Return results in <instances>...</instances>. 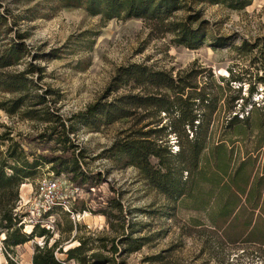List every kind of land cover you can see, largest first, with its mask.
<instances>
[{"label":"rangeland","instance_id":"1","mask_svg":"<svg viewBox=\"0 0 264 264\" xmlns=\"http://www.w3.org/2000/svg\"><path fill=\"white\" fill-rule=\"evenodd\" d=\"M199 10L207 39L199 49L189 50L173 43L170 35L156 37L151 34L149 23L140 19L104 22L99 16L89 15L82 7H64L60 0H0V12L12 28L5 42L10 41L14 33L20 34L25 38L23 44L28 52L21 63L8 71H22L27 64H32L37 70L33 75V79H37L35 92L55 91L56 95L47 96V100L56 102L50 103L49 107L65 120L105 95L119 67L144 64L154 70L171 72L173 76L189 69L204 71L197 78L198 83L206 81L212 74L214 81L210 87L220 99L208 130L215 142L223 134L227 102L238 94L242 99L230 104L235 105L234 111L240 109L239 105H245L239 118L245 117L251 106L259 108L258 112L264 108V84L259 81L260 78L264 80V54L260 51L264 40V0H251V4L242 10H231L225 5L192 4L191 11L177 13L175 20H182ZM197 26L198 23L193 25ZM243 42L248 46H243ZM230 71L240 81L231 83L228 90L226 80ZM238 88L240 92H236ZM7 98L8 95L0 94V100ZM159 118L161 124L158 127L172 120L163 113ZM134 123V119L121 120L102 127L99 132H88L76 125L70 135L83 151L84 168L100 172L118 197L122 214L118 215L114 231L102 214L81 213V203L74 207L77 213H68L65 209L70 205L66 180L63 176H53L47 168H42L33 181L19 189L17 213L26 217L24 231L29 232L37 220L38 224L50 229L52 239L49 244L59 240L63 252L76 247L81 238L90 250L85 256L101 250L98 249L101 246L99 239H108L103 243L105 246L114 240L118 250L115 256L99 251L111 258L106 264H264V245L242 242L246 235L231 240L230 231L213 227L214 223L222 226L223 219L219 215L222 204L209 199L205 185H199L197 189V182L193 183L192 195L173 203L150 187L136 168L122 167L103 157V152L120 133L140 127H134ZM3 126L12 129L16 140L34 137L45 127L39 122L25 120L19 114L8 116L0 110V132L4 130ZM261 133L264 134V129L254 130L251 141ZM169 140L171 152L176 153V137L171 135ZM235 146L239 152L244 149L243 144L236 143ZM246 146L251 148L252 144ZM262 146L260 165L264 163V144ZM102 192H109L107 184L103 185ZM44 194H57L55 201L58 203L50 214L37 216L35 213ZM258 213L255 210L252 216L255 218ZM250 214V210L242 212L239 224H244ZM128 224L133 238H146V245L132 254H126L124 245L118 242L122 234L120 227L124 226L126 233ZM1 240L0 237V255ZM42 243V239L34 238L14 248L9 257L17 264H31L34 245ZM56 257L63 264H77L65 261L64 254L56 252ZM1 264H7L5 257Z\"/></svg>","mask_w":264,"mask_h":264},{"label":"trees","instance_id":"2","mask_svg":"<svg viewBox=\"0 0 264 264\" xmlns=\"http://www.w3.org/2000/svg\"><path fill=\"white\" fill-rule=\"evenodd\" d=\"M60 2L64 7H82L89 15L99 16L104 22L113 19L146 21L151 34L156 37L170 35L173 43L189 50L199 49L207 39L202 27V12L199 10L182 20H175L177 13L191 11L192 4L200 3L225 5L231 10H242L251 4V0ZM196 23L198 26L195 28L193 25ZM11 31L7 17L0 12V94L9 96L0 100V110L8 116L19 114L21 118L39 122L45 127L34 137L17 135L18 140L7 126H3L4 130L0 132V237L4 235L1 254L7 264H17L9 254L34 238L42 239L43 243L34 245L31 264H63L56 257V252L64 254L65 261H75L77 264H106L111 258L99 251L111 256L118 253L114 240L109 246L103 244L108 241L107 238L99 239L101 246L98 249L101 250L88 256L85 254L90 250L81 238H78L76 247L63 252L59 240L49 244L52 239L50 229L36 222L29 232L24 231L25 224L21 222L25 216L17 213V204L20 187L33 181L42 168H47L53 176H63L71 185V192L67 196L70 201L68 213H77L74 207L81 203V213L102 214L108 227L114 231L118 215L122 214L118 197L100 172L84 168L83 151L70 135L74 133L76 125L88 132H99L102 127L126 119H134L133 126L140 127L120 133L103 152L104 158L122 167L136 168L150 187L173 203L190 197L193 183L197 182V189L199 185H205L209 199L222 204L219 211L222 226L214 223L213 227L230 231L231 240L236 241L246 235L242 242L264 245V163H259L264 134L251 141L254 130L264 129V108L258 112L259 108L251 106L246 116L239 118L238 114L244 112L245 105H239L240 109L234 111L235 105L230 104L242 99L238 94L227 102L223 134L214 142L208 130L220 99L210 87L214 81L212 74L206 81L198 83L197 78L204 71L189 69L173 76L171 72L134 63L119 67L105 95L65 120L49 107L50 103L56 102H50L47 96L56 95L55 91L35 92L37 79L34 80L33 75L37 70L32 64H27L22 71H8L28 54L23 44L25 38L20 34L14 33L12 39L5 42ZM242 45L248 46L246 42ZM261 45L260 51L264 54V40ZM229 73L226 80L228 90L231 83L240 81L231 71ZM259 81L264 84L263 78ZM236 90L240 92V88ZM113 94L115 96L111 97ZM162 113L172 120L158 127ZM171 135L177 140L176 153L171 152L168 146ZM236 143L244 145L241 152L237 151ZM248 143L252 144L251 148L246 146ZM104 184L109 189L107 193L102 192ZM246 210H250V217L240 225V215ZM255 210L259 213L254 218ZM120 229L122 234L118 242L124 245L126 254L137 252L146 245V238H133L129 224L130 231L126 230L125 233L124 226Z\"/></svg>","mask_w":264,"mask_h":264},{"label":"built area","instance_id":"3","mask_svg":"<svg viewBox=\"0 0 264 264\" xmlns=\"http://www.w3.org/2000/svg\"><path fill=\"white\" fill-rule=\"evenodd\" d=\"M53 187H55V185H53ZM65 187H66L65 189H68V194H70L71 185L68 181H65ZM57 198H58L57 194L55 196L53 194H44L42 203L38 204L37 211L35 214L37 216H40L41 213L44 214V213H48L49 211H51L55 207V205L58 203L55 201V199H57ZM65 209L67 212L69 211V208H65ZM17 211H18V207H17ZM25 218L26 217L23 218L24 221H22L21 223H25ZM34 219H36V218H34ZM36 221L37 220H35V223H36Z\"/></svg>","mask_w":264,"mask_h":264},{"label":"crops","instance_id":"4","mask_svg":"<svg viewBox=\"0 0 264 264\" xmlns=\"http://www.w3.org/2000/svg\"><path fill=\"white\" fill-rule=\"evenodd\" d=\"M24 186H27L26 184L25 185H22V187H24ZM4 261V257H3V255H0V264L2 263Z\"/></svg>","mask_w":264,"mask_h":264},{"label":"bare ground","instance_id":"5","mask_svg":"<svg viewBox=\"0 0 264 264\" xmlns=\"http://www.w3.org/2000/svg\"><path fill=\"white\" fill-rule=\"evenodd\" d=\"M1 239H4V235H1Z\"/></svg>","mask_w":264,"mask_h":264}]
</instances>
